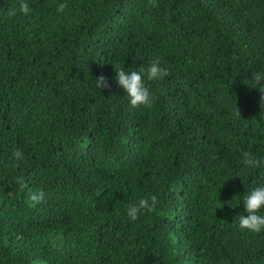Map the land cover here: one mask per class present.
<instances>
[{
  "label": "trees",
  "instance_id": "1",
  "mask_svg": "<svg viewBox=\"0 0 264 264\" xmlns=\"http://www.w3.org/2000/svg\"><path fill=\"white\" fill-rule=\"evenodd\" d=\"M156 4L0 0V264H264L239 227L264 185L243 156L264 161V0ZM153 59L169 75L132 107L116 68Z\"/></svg>",
  "mask_w": 264,
  "mask_h": 264
},
{
  "label": "clouds",
  "instance_id": "2",
  "mask_svg": "<svg viewBox=\"0 0 264 264\" xmlns=\"http://www.w3.org/2000/svg\"><path fill=\"white\" fill-rule=\"evenodd\" d=\"M150 3L153 7L158 6L156 0H150ZM66 8V3H60L57 6V11L64 12ZM19 11L27 16L32 10L28 3L22 2ZM116 71L117 82L124 89L132 107H139L141 105L151 107L153 103L150 90L145 83V76L148 81H156L162 80L169 75L168 70L161 66L159 59H153L146 70L141 68L139 70L126 71L124 68H116ZM252 81L256 85L255 88H258L261 93H264V71L253 72ZM96 86L102 90L109 88L110 84L107 77L104 75L96 77ZM261 99L264 100V96ZM238 113L240 114L239 110ZM13 156L20 159L22 158V152L20 150H14ZM243 156L244 162L248 166L264 167V161L254 158L251 153H244ZM18 183H22V180H18ZM44 195L45 193L43 191L32 192L29 195V200L38 203L43 200ZM243 202L247 215H240L239 227L252 233H260L264 230V215L259 214L264 209V185L257 186L250 192H247L244 195ZM158 203V198L154 194L149 197H143L137 203L127 207V215L130 220L136 221L139 219L142 211L151 212L157 207Z\"/></svg>",
  "mask_w": 264,
  "mask_h": 264
}]
</instances>
